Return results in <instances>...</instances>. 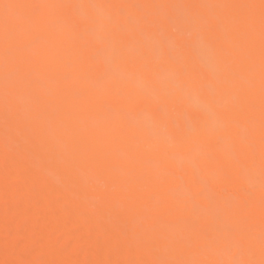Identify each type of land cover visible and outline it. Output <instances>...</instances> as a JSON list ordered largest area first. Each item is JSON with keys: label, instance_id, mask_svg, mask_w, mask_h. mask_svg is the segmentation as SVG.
<instances>
[{"label": "snow or ice", "instance_id": "6c2138e0", "mask_svg": "<svg viewBox=\"0 0 264 264\" xmlns=\"http://www.w3.org/2000/svg\"><path fill=\"white\" fill-rule=\"evenodd\" d=\"M0 7L5 10L0 22V67L4 77L0 125L4 146V254L8 257L0 264H264V0L179 6L164 0L105 4L25 2L4 3ZM177 7H183L186 15L174 16L173 10ZM13 9L15 15H9ZM96 9H103L104 15H97ZM68 14L84 20L90 26L93 41L103 46L104 56L99 64L102 75L97 86L113 101L105 106L107 118L125 116V106L133 103L148 105L152 110L150 119L137 120L130 144L138 149L145 143L166 140L168 110L186 97L193 101L196 113L176 133L175 147L181 154L179 165L166 164L156 177L161 186L167 187V195L175 197L186 192L187 218L164 226L149 216L142 227L123 231L113 240L103 222L104 204L89 201V221L96 234L92 243L101 251L100 258L91 261L35 258L39 245L23 244L17 235L18 229L8 219L12 213L9 195L26 175L33 177L28 194L35 195L38 191L39 177L30 167L36 160L58 164L70 184L78 187L81 170L92 166L87 152L68 142L63 122L53 123L43 111L37 92L56 87V80L47 73H33L25 68L21 56L19 35L25 27L41 30L31 41V47L37 49L51 43L57 33L67 31L64 21ZM145 35L150 37L147 42ZM257 35L262 193L258 248L251 229L236 231L230 223L231 214L239 206L224 199L220 187L230 176L214 172L212 162L203 153L204 143L223 144L227 139L229 153L236 164L243 161L249 181L254 179L255 94L251 88L242 90L241 102L233 104L227 98L225 85L239 76L237 57L240 56L247 61L249 81L255 79ZM193 45L203 52L206 74L194 69L184 58L183 54ZM74 78L86 80L87 74L81 66L69 64L63 80L67 84ZM241 114L246 116L243 128ZM88 186L104 189L107 183L98 184L91 178ZM112 190H116L115 184ZM208 225L221 232L223 238H210L205 231ZM141 249L163 250L170 258L159 255L147 260L111 258L121 252L132 254ZM54 251L60 255H79L83 249L62 244ZM185 252L196 258H183Z\"/></svg>", "mask_w": 264, "mask_h": 264}, {"label": "bare ground", "instance_id": "6f19581e", "mask_svg": "<svg viewBox=\"0 0 264 264\" xmlns=\"http://www.w3.org/2000/svg\"><path fill=\"white\" fill-rule=\"evenodd\" d=\"M25 2L48 3H91L105 4L112 2L143 3L145 0H0V4H17ZM160 2V0H156ZM175 5L190 3L231 2V0H164ZM97 15H104L103 9L95 10ZM10 10L9 15H15ZM173 15L183 17L186 10L177 7ZM5 10L0 7V22ZM66 32L57 33L51 43H44L33 49L31 41L40 35L41 30L25 27L19 35L23 66L33 73L43 72L56 80V87L51 90H38L43 111L53 123L63 122L70 144L79 145L92 158V166L80 172L79 187L70 184L69 178L54 162L36 160L31 164L34 174L39 177L38 191L29 195L33 177L25 176L21 183L9 195L12 213L8 219L18 229L20 241L28 246L38 244L35 258L43 260L80 259L94 260L100 258L101 251L92 243L96 238L94 225L89 221L88 202L95 200L105 207L104 224L113 240L119 238L123 231L133 227H142L146 218L151 216L158 225H170L177 219L187 218L184 210L186 192L175 197L167 195V187L161 186L156 177L164 169L178 166L180 153L175 147L177 131L184 123L196 116L193 101L187 97L179 101L167 113L168 136L158 144L145 143L138 149L129 143L136 133L138 119L148 120L151 108L145 104H129L125 106L126 115L108 119L105 111L107 104L113 103L97 86L102 75L99 67L104 56L103 46L95 43L90 26L82 19L66 15ZM150 39L145 35L144 40ZM187 62L200 73L206 74L202 64L203 52L195 45L184 54ZM81 60L83 63L81 64ZM81 66L87 79H73L65 83L63 75L67 65ZM239 76L225 85L228 100L233 104L241 102L242 90L251 88L255 94V132L254 139L257 158L253 170L254 179L249 181L247 165L241 161L236 164L229 153L228 140L223 144L204 143V156L212 162V170L218 175L227 173L230 179L222 184V197L234 201L239 206L230 217V223L236 231L252 230L258 248L261 227V177L259 166L260 111H259V37L256 39V76L249 81L247 77V61L243 56L237 57ZM2 65V58H0ZM3 70L0 67V109H2ZM131 90V89H130ZM195 95V94H194ZM246 116L241 114V127L245 126ZM3 132L0 125V261L8 258L4 254L5 191L3 162ZM91 178L98 184L107 183L104 189L89 185ZM115 184L116 190H112ZM88 186V187H84ZM250 212V217H249ZM210 238L222 239L223 234L214 230L212 225L205 228ZM92 233V236H89ZM171 235V232H169ZM101 239L103 237L101 236ZM161 245L165 243L163 237ZM69 244L82 247L79 255H60L54 249L59 245ZM170 258L163 250L151 251L141 249L128 254L121 252L112 259H153ZM183 258H196L188 252ZM211 258V257H210Z\"/></svg>", "mask_w": 264, "mask_h": 264}]
</instances>
